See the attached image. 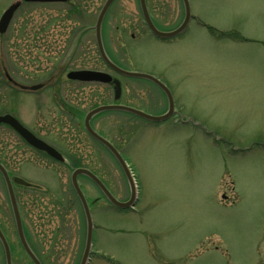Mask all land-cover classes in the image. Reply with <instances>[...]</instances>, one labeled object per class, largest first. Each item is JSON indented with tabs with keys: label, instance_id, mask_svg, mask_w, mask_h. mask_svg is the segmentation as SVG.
<instances>
[{
	"label": "rangeland",
	"instance_id": "obj_1",
	"mask_svg": "<svg viewBox=\"0 0 264 264\" xmlns=\"http://www.w3.org/2000/svg\"><path fill=\"white\" fill-rule=\"evenodd\" d=\"M12 1L0 0V15ZM71 2L75 7L21 5L0 34V64L6 68L0 72V113L10 111L54 135L50 111L56 96L73 114L60 118L64 156L74 157L125 201L130 188L124 174L83 128L87 111L113 102L112 87L68 81L65 75L76 69L106 71L121 82V104L152 116L166 112L165 94L146 79L121 77L100 59L93 26L104 0ZM139 3L118 0L110 7L101 27L104 49L122 69L157 77L173 98L174 114L158 122L118 110L94 117V129L116 146L135 175L137 202L133 210L116 209L94 183L79 178L93 222L87 264H264V0H190V15L200 24L192 19L181 34L166 39L150 33ZM148 5L159 31H174L185 20L183 0H148ZM5 74L21 84L59 77L60 86L22 91L3 83ZM13 142L0 128L3 160ZM16 158L13 173L38 185L36 194L46 191L60 200L61 217L49 215L50 202L47 212L35 208L31 216L21 203L31 243L38 244L41 218L51 244L46 264H79L86 226L73 198L72 161L36 166ZM16 190L21 202L35 194L21 186ZM7 196L0 176V225L12 264H32L18 241ZM61 219L62 233L51 243ZM0 264H5L1 244Z\"/></svg>",
	"mask_w": 264,
	"mask_h": 264
},
{
	"label": "water",
	"instance_id": "obj_2",
	"mask_svg": "<svg viewBox=\"0 0 264 264\" xmlns=\"http://www.w3.org/2000/svg\"><path fill=\"white\" fill-rule=\"evenodd\" d=\"M25 1L54 2V1H64V0H25ZM112 1L113 0H107L105 2L104 6L102 7V9L98 15L97 22H96V25L94 27L95 28L96 44H97V48H98L101 59L105 62V64L107 66H109L115 72H117L123 76L143 78V79L151 81L156 86H158L160 89H162L168 98V111L165 114L160 115V116H152V115L146 114V113H144L138 109H135L133 107H129L126 105H121V104H110V105L98 106V107L90 110L85 115L83 124H84V128H85L86 132L91 137H93L95 140H97L99 143H101L103 146H105L111 152V154L114 156V158L118 162L119 166L121 167V169L125 175V178L127 179V182L129 184L130 197L125 202L118 201L109 192V190L104 186V184L100 181V179L96 175H94L91 171H89L85 168H77L72 172L71 184L73 186L75 193L77 194V197L79 198V200L81 202V205H82V208L84 211V216L86 219L85 247H84V253H83L82 260H81L80 264H86L88 255L90 253L93 223L91 220V215L89 212V208H88L86 199H85V197H84V195H83V193H82V191L78 185L77 177L79 175H85L88 178H90L97 185V187L103 192V194L106 196V198L109 200V202L113 206H115L119 209L132 208V206L135 204V201H136L135 182H134V179L131 175V172H130L125 160L123 159L121 154L116 150V148L108 140H106L105 138H103L102 136H100L99 134H97L93 130V128L90 125V120H91L92 116H94L98 112L105 111V110H120V111L131 113L135 116H138L140 118H143V119H146L149 121L158 122V121H163V120L167 119L173 113V100H172L171 94L168 91V89L157 78H155L154 76L149 75V74L123 70V69L117 67L116 65H114L108 59L107 55L105 54L103 44H102V40H101V35H100V25H101V21H102L104 13ZM183 2L185 5V12H186V17H185L183 24L174 31L162 32V31L157 30L153 26V24L151 23L149 16L147 14V11L145 9V6H144V0H141L143 15H144L145 21L148 24L150 31L155 36L160 37V38H169V37H173V36L178 35L180 32H182L184 30L185 25L187 24V22L189 20L190 12H189L188 0H183ZM17 5H18L17 3L10 5L2 13V15L0 17V34H3L6 32L8 25H9V22L13 16V13H14L15 9L17 8ZM66 76L68 79L77 80V81H81V82L113 83L114 92H115L114 98H115V100H118L120 98V94H121L120 82L117 79H112V77L105 72L83 69V70L70 71L67 73ZM39 87H41V84L31 85L29 87V89L36 90ZM22 88L25 89L26 86H22ZM0 123H5V124L9 125L11 128H13L14 131H16L31 146H33L39 150L45 151L48 155H50L51 157H53L54 159H56L58 161H63V157L61 156V154L59 152H57L53 147L49 146L48 144H46L42 140L38 139L33 133H31L27 128H25L12 115H10V114L0 115ZM0 173L2 174L4 181H5V184H6V187H7V192H8L12 212H13L15 228H16L18 239H19L25 253L30 257L33 264H41L39 262V260L36 258V256L33 254V252L31 251V249L29 248V246L26 242V239H25L24 234H23L20 214L18 211L17 203L15 200V195L13 192L12 182L9 179L7 172L5 171L4 167L1 164H0ZM14 182L18 183V184H22V185L27 184V182H25L24 180H22L20 178L14 179ZM0 242H1V245H2L3 250H4L5 264H11L10 248H9V245H8V243H7V241H6L1 230H0Z\"/></svg>",
	"mask_w": 264,
	"mask_h": 264
},
{
	"label": "flooded vegetation",
	"instance_id": "obj_3",
	"mask_svg": "<svg viewBox=\"0 0 264 264\" xmlns=\"http://www.w3.org/2000/svg\"><path fill=\"white\" fill-rule=\"evenodd\" d=\"M105 1L106 0H104V2ZM116 1H118V0H113L111 2V4L109 5V7L107 8V10H106V12H105V14L103 16L102 22H101V27L104 24V20H105V16H106L107 12L109 11L110 7L114 3H116ZM139 1L141 3V0H138V3H139ZM144 1H145V6L147 8V12H148V15H149L151 21L153 22V24H155L157 26L158 23L156 22V20L154 21V18L152 16L151 10H150L149 5H148V0H144ZM67 2H70V6L72 5L71 4L72 3L71 0L54 1V2H44V3L26 2V1H23V0H13L10 5L15 4V3H17L18 5H17V8L15 9V11L13 13V17H12L10 23L12 22L13 18L16 16V14L19 12V10L22 8L21 5L31 4V3L32 4H38V5H58V4H63V3H66L67 4ZM104 2H103V4H104ZM140 3H139V6H140ZM189 3H190V0H189ZM72 6L75 7L74 4ZM190 9H191V3H190ZM143 18L144 17H142V20H143ZM192 19H194V21H195L196 24H200L198 22V20H196V17L194 15H192L190 17L189 23L191 22ZM131 35L134 36V33H132ZM101 37H102V40H103L102 34H101ZM140 39H141L140 36L137 37V41H141ZM68 41L69 42H73V41H76V40H68ZM111 61L114 64L120 66L113 59H111ZM1 66L2 65L0 64V72L3 73L4 71H6V68H3ZM107 68L110 71H112L109 67H107ZM52 78L53 79L46 80V82H39V83L42 84V87L40 89H47V90L54 89V91H56L58 89V87L60 86V82L57 80L59 77H56V78L55 77H52ZM3 83H5L7 85L10 84V85H12L14 87H17V88L21 89L22 91H30V90H23L21 88V86L22 85H31V84H21V83L15 81L13 78H11L10 76H8L6 74L3 77ZM40 89H38V90H40ZM31 91H33V90H31ZM51 104L53 106L52 107V111H50V112L52 113V118H53V123L52 124L55 127V129L53 131L54 135H51L50 133H47V132H43L42 133L40 130H37V128L35 129V128L31 127V126H28V125L22 123V121H20V119L18 118V116L14 115L10 111H4V112L0 113V115L7 114V113L13 115L29 131H31L36 137H38L39 139H41L44 142H46L49 145H51L57 152L65 155L63 153L64 150L62 151V144H61L62 141H61V137H60V131H61V128H60V118H61L62 114L63 115H66V116H70V117L73 114L69 110L63 109V104H62L61 100L60 99L58 100L56 96H53V99H52ZM71 111H72V109H71ZM0 128L7 130L14 137V142H13L14 145H11V148L13 149V151L12 152L10 151L8 153V157L6 158V160H3L1 158L2 155H0L1 156L0 157V163L5 167V169H7V172H8V175H9L10 179H14V178L20 177L19 175H16L15 173H13V171L10 170L11 169V166H13L14 158H16L17 155H18L17 156L18 158H16V159H19V157H22V160H24V162H29V163H32V164H34L36 166H48V163L51 164L53 162H54V164H57L59 166L67 165L66 163H68V159H69V160L72 161V164H71L72 166L71 167L72 168H76L77 167V161H76V159L74 157L68 158V156L66 155V157H64L65 160L63 162L62 161H57L56 159H54L53 157H51L50 155H48L45 151L39 150V149H37V148L29 145L9 125L0 124ZM18 152H19V154H18ZM29 152L32 153V154H34L35 157L37 156V158H34V159L33 158H30L29 155H28ZM45 162H47V163L45 164ZM0 176H1L2 180H3V177H2L1 174H0ZM28 189H32V190H35L36 189V190H38V188H28ZM46 193L47 194L41 195V194H36V191H35V194H31L34 197L33 199H31V195H28L29 198L26 197V196H22V202H21V199H20L21 196H18V195L16 196L17 202H18V207H19V210H20V214H21L22 220H23V215H22V205H21V203H23V205L27 207V216L28 215L31 216L32 213L34 212V209L35 208L40 213L42 211L47 212L46 210H43V209H46L45 205L48 204V202H50L49 205H50L51 209H50L49 215L54 216V217H58V216L61 217L60 212H58V210H56V206H57L56 205V201H60V200L56 196H53L52 193H48V192H46ZM48 194H50V195L48 197H46V195H48ZM43 197H45V198H43ZM52 199L54 200V202L51 203ZM60 199H64V196H60ZM8 209L12 213V218H13V212H12V208H11V204H10V201L9 200H8ZM41 215L42 214H39V216H41ZM40 220H41V218H39L40 226H39V229L37 230V232H39V240H37V242H38L37 246H35V245H33L31 243V241H30V239H31L30 233L32 235H33V233H32L31 228L30 227L27 228L25 225H24V235H25L26 240H27V242L29 244V247L31 248V250L33 251V253L37 256V258L40 260L41 264H46V258L49 259V256L47 257L46 252H48V249L51 246V244H49V242H47L48 241L46 239L47 232H46L45 227H42L43 223H41ZM13 223H14V219H13ZM60 223H64L65 224L64 219L59 220L58 221V224L55 226V230L53 232V235L54 236H53L52 240H49V241H51V243L53 242V240H54L55 243L58 242L57 241L58 240V236L61 235V233H62L61 232V229H62L61 226H62V224L60 226ZM23 224H24V222H23ZM29 225L31 226V223H29ZM40 236H41V240H40ZM33 238H34V235H33ZM51 249H53V248L51 247ZM55 249H56V247L54 248V250ZM76 251H77V248H76ZM50 253H52V250L50 251ZM82 254H81V257H80V261L82 259ZM75 257L76 258L78 257V253L77 252L75 254ZM29 260H31V259L29 258Z\"/></svg>",
	"mask_w": 264,
	"mask_h": 264
},
{
	"label": "trees",
	"instance_id": "obj_4",
	"mask_svg": "<svg viewBox=\"0 0 264 264\" xmlns=\"http://www.w3.org/2000/svg\"><path fill=\"white\" fill-rule=\"evenodd\" d=\"M77 163H78V165H77V166H80V163H79V161H77ZM82 177H85V178H87L86 176H82ZM87 179H88V178H87ZM37 188H38V187H37ZM39 190H40V189L38 188V190H36V189H35L34 191L40 192ZM43 192H44V193H46V191H43ZM16 193H17V191H16ZM17 195H18V194H17Z\"/></svg>",
	"mask_w": 264,
	"mask_h": 264
}]
</instances>
